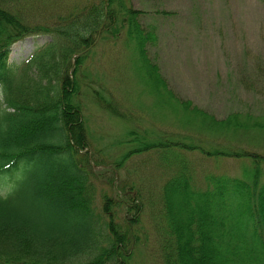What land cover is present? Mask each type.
Here are the masks:
<instances>
[{"label": "trees", "instance_id": "obj_1", "mask_svg": "<svg viewBox=\"0 0 264 264\" xmlns=\"http://www.w3.org/2000/svg\"><path fill=\"white\" fill-rule=\"evenodd\" d=\"M35 1L0 0V264H131L146 205L161 264H264V115L217 117L170 89L149 52L156 25L128 0L47 21L27 15ZM35 35L50 41L9 61L10 47ZM119 40L143 90L166 95L171 122L140 129L137 117L108 147L118 151L98 158L92 142L103 137L89 131L87 102L114 122L131 114L86 61L99 42ZM192 153L239 167L200 174ZM144 154L158 177L151 202L127 175L115 180ZM97 168L110 173L111 193L98 188Z\"/></svg>", "mask_w": 264, "mask_h": 264}, {"label": "rangeland", "instance_id": "obj_2", "mask_svg": "<svg viewBox=\"0 0 264 264\" xmlns=\"http://www.w3.org/2000/svg\"><path fill=\"white\" fill-rule=\"evenodd\" d=\"M94 1L38 0L27 15L33 16V20L47 21L53 18L51 15L79 11ZM128 1L133 7L146 10L145 22L156 25L158 42L149 48V52L156 59L170 89L217 117L232 111L264 115V0ZM48 41L50 37L43 35L17 41L10 47L9 61L23 60ZM86 67L100 78L98 81L112 98L114 96L127 104L131 114L124 122L115 123L87 102V97L83 98L90 108L84 111L90 133L103 137L97 143L92 142L94 157L115 154L118 150L110 153L108 147L117 138L125 136L126 126L135 122L137 117L138 122L145 121L141 125L137 123L140 129L149 125L153 128L169 126L166 95H149L143 90L133 54L120 40L99 42L91 51ZM95 85L100 84L96 82ZM136 111L140 114L135 116ZM123 126L125 129L121 131ZM191 157L200 174L210 169L233 173L239 167L231 160L209 161L197 153H192ZM152 159L148 154L134 156L115 173L118 181L127 175L129 181L144 191L148 202L156 197L153 186L158 179ZM96 172L99 175L95 178L98 188L111 193L110 187L104 184L110 173L105 168H97ZM151 207L146 205L137 226L140 239L131 264H161Z\"/></svg>", "mask_w": 264, "mask_h": 264}]
</instances>
